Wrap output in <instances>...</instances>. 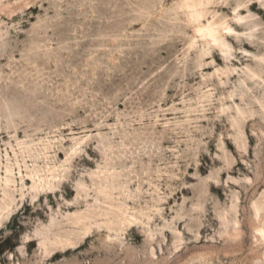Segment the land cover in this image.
Segmentation results:
<instances>
[{
    "label": "rangeland",
    "instance_id": "1",
    "mask_svg": "<svg viewBox=\"0 0 264 264\" xmlns=\"http://www.w3.org/2000/svg\"><path fill=\"white\" fill-rule=\"evenodd\" d=\"M193 1L0 0V264H264V0Z\"/></svg>",
    "mask_w": 264,
    "mask_h": 264
},
{
    "label": "bare ground",
    "instance_id": "2",
    "mask_svg": "<svg viewBox=\"0 0 264 264\" xmlns=\"http://www.w3.org/2000/svg\"><path fill=\"white\" fill-rule=\"evenodd\" d=\"M200 4V0H195L190 5H188V8H192V13L190 14L192 20L198 23L195 29L197 34L201 39L207 40L209 43H212L216 46H225L222 35L220 34V26L216 25L212 21H207L206 24H199V20L202 17V12L198 10ZM221 28L222 30L229 31V28L226 26H221ZM53 173L54 171L51 173L49 172V176H41L37 171H30V173L26 175L32 182L30 189H33L37 193L50 190V181L59 179ZM9 183L10 181L8 179H4V186H8Z\"/></svg>",
    "mask_w": 264,
    "mask_h": 264
}]
</instances>
